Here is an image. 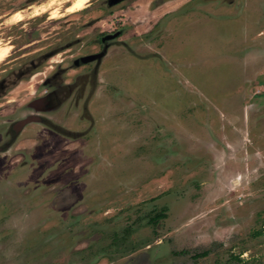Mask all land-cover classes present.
<instances>
[{"label":"rangeland","instance_id":"374dc122","mask_svg":"<svg viewBox=\"0 0 264 264\" xmlns=\"http://www.w3.org/2000/svg\"><path fill=\"white\" fill-rule=\"evenodd\" d=\"M74 1L0 0V264H264V0Z\"/></svg>","mask_w":264,"mask_h":264},{"label":"bare ground","instance_id":"6f19581e","mask_svg":"<svg viewBox=\"0 0 264 264\" xmlns=\"http://www.w3.org/2000/svg\"><path fill=\"white\" fill-rule=\"evenodd\" d=\"M72 2V1H71ZM89 2V0H75L73 3H71V5L68 7V12L70 13H74L77 11H82L87 3ZM13 18L15 19V21L20 22L23 20L22 15L20 14V12H16L13 16ZM51 18H55V16L53 15ZM9 56V50L6 47H3L0 45V65L7 60Z\"/></svg>","mask_w":264,"mask_h":264},{"label":"flooded vegetation","instance_id":"af4514ba","mask_svg":"<svg viewBox=\"0 0 264 264\" xmlns=\"http://www.w3.org/2000/svg\"><path fill=\"white\" fill-rule=\"evenodd\" d=\"M6 88V81H1L0 82V89L5 90ZM47 93L43 95L42 98H47ZM33 120V119H27V121H22L19 123H16L14 125V128L12 129H7V130H0V136L1 140L5 139L8 140L6 141L8 144L12 143L15 141L14 139L17 138V135L25 128V125L28 123V121Z\"/></svg>","mask_w":264,"mask_h":264},{"label":"trees","instance_id":"16d2710c","mask_svg":"<svg viewBox=\"0 0 264 264\" xmlns=\"http://www.w3.org/2000/svg\"><path fill=\"white\" fill-rule=\"evenodd\" d=\"M164 218H166V215H165V213L161 212V213L155 215L150 221L153 223H156L159 220L164 219ZM207 254H208L207 252H204V253H201L199 255H196L195 257H201V256L203 257V256H206Z\"/></svg>","mask_w":264,"mask_h":264},{"label":"crops","instance_id":"0c3cea01","mask_svg":"<svg viewBox=\"0 0 264 264\" xmlns=\"http://www.w3.org/2000/svg\"><path fill=\"white\" fill-rule=\"evenodd\" d=\"M27 125V124H26Z\"/></svg>","mask_w":264,"mask_h":264}]
</instances>
